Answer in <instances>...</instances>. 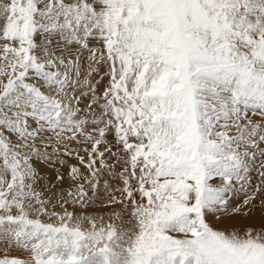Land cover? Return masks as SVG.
I'll return each mask as SVG.
<instances>
[{
    "label": "snow or ice",
    "instance_id": "1",
    "mask_svg": "<svg viewBox=\"0 0 264 264\" xmlns=\"http://www.w3.org/2000/svg\"><path fill=\"white\" fill-rule=\"evenodd\" d=\"M0 264H264V0H0Z\"/></svg>",
    "mask_w": 264,
    "mask_h": 264
},
{
    "label": "rangeland",
    "instance_id": "2",
    "mask_svg": "<svg viewBox=\"0 0 264 264\" xmlns=\"http://www.w3.org/2000/svg\"><path fill=\"white\" fill-rule=\"evenodd\" d=\"M106 79V78H105ZM103 87V85H101V88ZM72 145V146H71ZM70 145V147L71 148H73V149H76V148H78V147H82V146H79V145H77L75 142H73L72 144ZM84 153L83 152H81V155H83ZM68 160H69V163H75L76 161L75 160H73V159H71V158H67ZM62 171H66V169H62Z\"/></svg>",
    "mask_w": 264,
    "mask_h": 264
},
{
    "label": "bare ground",
    "instance_id": "3",
    "mask_svg": "<svg viewBox=\"0 0 264 264\" xmlns=\"http://www.w3.org/2000/svg\"><path fill=\"white\" fill-rule=\"evenodd\" d=\"M72 146V145H71Z\"/></svg>",
    "mask_w": 264,
    "mask_h": 264
}]
</instances>
